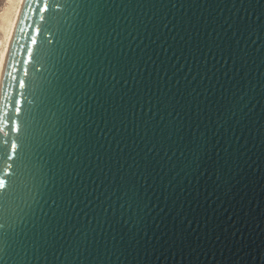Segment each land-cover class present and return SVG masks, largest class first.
I'll list each match as a JSON object with an SVG mask.
<instances>
[{
	"label": "water",
	"instance_id": "1",
	"mask_svg": "<svg viewBox=\"0 0 264 264\" xmlns=\"http://www.w3.org/2000/svg\"><path fill=\"white\" fill-rule=\"evenodd\" d=\"M0 184V264H264V0H21Z\"/></svg>",
	"mask_w": 264,
	"mask_h": 264
},
{
	"label": "bare ground",
	"instance_id": "2",
	"mask_svg": "<svg viewBox=\"0 0 264 264\" xmlns=\"http://www.w3.org/2000/svg\"><path fill=\"white\" fill-rule=\"evenodd\" d=\"M20 1L21 0H18V4L16 7L14 5V6H12L13 8L6 9L1 15V16H4V19H3L1 31H0V35L3 38V40H2L3 42L0 43L1 45H3L2 50H0L1 51L0 52V58L2 57V54H3L4 49L6 47V44H7L8 38H9V34L11 31L13 21H14L17 9L19 7Z\"/></svg>",
	"mask_w": 264,
	"mask_h": 264
},
{
	"label": "rangeland",
	"instance_id": "3",
	"mask_svg": "<svg viewBox=\"0 0 264 264\" xmlns=\"http://www.w3.org/2000/svg\"><path fill=\"white\" fill-rule=\"evenodd\" d=\"M11 4V5H10ZM18 4V0H0V16L2 15V13L6 10V9H9V8H13L12 6L15 5V7L17 6ZM10 5V6H9ZM3 38L2 36L0 35V43L3 42L2 41ZM3 48V45L0 44V50H2ZM1 52V51H0Z\"/></svg>",
	"mask_w": 264,
	"mask_h": 264
},
{
	"label": "snow or ice",
	"instance_id": "4",
	"mask_svg": "<svg viewBox=\"0 0 264 264\" xmlns=\"http://www.w3.org/2000/svg\"><path fill=\"white\" fill-rule=\"evenodd\" d=\"M0 187H2V184H0Z\"/></svg>",
	"mask_w": 264,
	"mask_h": 264
}]
</instances>
